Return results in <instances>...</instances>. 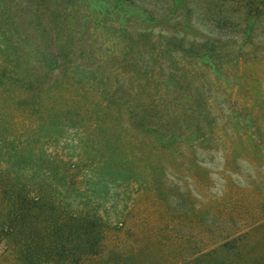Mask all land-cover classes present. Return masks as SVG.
<instances>
[{
  "label": "rangeland",
  "instance_id": "374dc122",
  "mask_svg": "<svg viewBox=\"0 0 264 264\" xmlns=\"http://www.w3.org/2000/svg\"><path fill=\"white\" fill-rule=\"evenodd\" d=\"M139 1L115 8L110 0H79L65 21L71 32H79L83 21L76 24L75 20L85 19L87 51L100 61L111 58L113 69L107 73L123 77L122 83L132 70L128 65L125 74L117 71L120 50L126 44H140L146 26L131 14L132 4L139 5ZM154 1L144 0L140 5ZM217 1L234 11L238 4L244 7L247 2L262 4L264 0ZM6 4L17 28L10 30L29 32L33 0H6ZM260 4V19L251 39L242 42L233 27L224 29L211 51L216 55L215 66L210 72L201 70L204 94L216 102L211 123L201 126L208 132L206 139L193 143L184 138L165 148L156 145L152 135L145 145H130L124 139L117 142L132 175L130 182L119 187L106 188L99 172L90 170L98 158L87 125L86 133L70 146L71 140L66 145L48 139L33 145L37 118L33 92L24 91L13 79H1L0 122L5 126L0 128V142H4L0 148V223L11 221L15 207L33 206L14 225L17 231L29 228L33 217L38 264H73L64 224L67 213L78 210L81 216L102 217L103 226L97 231L102 230L104 236L99 255L81 257L77 264H264V4ZM176 23L156 25L148 31L150 40L172 32ZM192 35L188 33L187 38ZM201 35L197 34V42ZM10 66L0 59V71H10ZM24 71L20 65V78L26 77ZM56 77L58 73L53 72L51 78ZM26 97H31L29 105L22 104ZM12 142L17 157L11 154ZM36 198L40 199L33 205ZM45 240L50 248H58L50 250L46 260L38 251ZM14 261L13 247L2 242L0 264Z\"/></svg>",
  "mask_w": 264,
  "mask_h": 264
},
{
  "label": "trees",
  "instance_id": "16d2710c",
  "mask_svg": "<svg viewBox=\"0 0 264 264\" xmlns=\"http://www.w3.org/2000/svg\"><path fill=\"white\" fill-rule=\"evenodd\" d=\"M66 1L33 0L29 32L16 34L10 30L17 28L9 15V6L5 5L6 0H0V59L12 69L0 71V81L13 79L24 91L33 92V108H36L33 116L37 117L33 122V145L48 139L66 145L71 140L70 146L89 126L87 136L92 138L89 142L98 158L90 170H97L99 178L104 180L102 183L111 189L132 179L117 142L124 139L130 145H145L152 135V141L165 148L184 138L193 143L206 139L208 132H203L201 126L211 123V110L216 102L204 94L206 84L201 70L210 72L215 66L216 55L211 51L220 41L217 37L224 36V29L233 27L242 42L251 39L260 19V3L251 1L244 7L238 4L234 11L217 0H157L154 4L140 5L144 1L141 0L139 5L132 4L131 14L138 15L146 26L140 44H126L120 50L117 71L125 74L128 65L132 70L127 82L122 83L123 77L109 76L113 69L111 58L100 61L87 51L85 19L75 20L76 24L83 21L79 32H71L66 26V17L79 0ZM129 1L110 0V3L116 8ZM263 4L264 1L260 5ZM165 22L177 23L172 32L150 40L148 31ZM188 33L193 34L191 38H187ZM196 33H202L200 42L195 39ZM20 65L25 68V78H20ZM32 66L33 76L29 74ZM53 72L58 73L55 79L51 78ZM30 100L31 97H26L22 104L29 105ZM2 126L5 125L0 122ZM184 128L186 131L181 132ZM3 144L0 142V148ZM10 144L11 154L17 157L14 143ZM102 183L99 187H103ZM39 199L32 200L33 205ZM66 206L69 208V203ZM31 207L28 203L15 207L11 221L0 223V244L13 247L14 264L39 263L33 247V217L28 220L29 228L17 231L18 225H14L22 214L31 213ZM66 219L65 236L73 264L81 257L98 256L104 234L97 228L103 226V218L93 214L81 216L78 210L69 211ZM50 246L45 240L42 250H38L45 260L50 250L58 251Z\"/></svg>",
  "mask_w": 264,
  "mask_h": 264
}]
</instances>
